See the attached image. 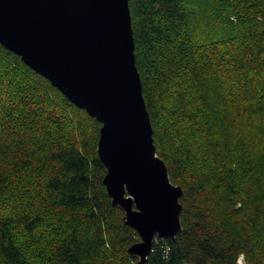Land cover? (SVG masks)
<instances>
[{
  "label": "trees",
  "instance_id": "trees-1",
  "mask_svg": "<svg viewBox=\"0 0 264 264\" xmlns=\"http://www.w3.org/2000/svg\"><path fill=\"white\" fill-rule=\"evenodd\" d=\"M182 231L145 264H264V0H130ZM101 124L0 44V264H139Z\"/></svg>",
  "mask_w": 264,
  "mask_h": 264
},
{
  "label": "water",
  "instance_id": "water-1",
  "mask_svg": "<svg viewBox=\"0 0 264 264\" xmlns=\"http://www.w3.org/2000/svg\"><path fill=\"white\" fill-rule=\"evenodd\" d=\"M0 44L102 125L103 184L145 264L157 239L181 233L183 190L156 151L130 0H0Z\"/></svg>",
  "mask_w": 264,
  "mask_h": 264
},
{
  "label": "rangeland",
  "instance_id": "rangeland-1",
  "mask_svg": "<svg viewBox=\"0 0 264 264\" xmlns=\"http://www.w3.org/2000/svg\"><path fill=\"white\" fill-rule=\"evenodd\" d=\"M243 264V263H242Z\"/></svg>",
  "mask_w": 264,
  "mask_h": 264
}]
</instances>
